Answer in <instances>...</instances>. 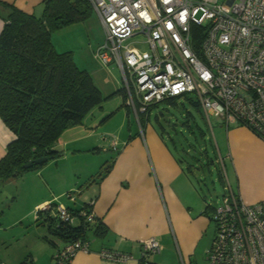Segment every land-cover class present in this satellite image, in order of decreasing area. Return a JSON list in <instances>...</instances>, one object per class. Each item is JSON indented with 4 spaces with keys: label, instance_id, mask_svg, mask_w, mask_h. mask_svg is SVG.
<instances>
[{
    "label": "built area",
    "instance_id": "1",
    "mask_svg": "<svg viewBox=\"0 0 264 264\" xmlns=\"http://www.w3.org/2000/svg\"><path fill=\"white\" fill-rule=\"evenodd\" d=\"M89 1L105 32L95 56L119 69L125 106L137 122L149 107L186 95L198 101L208 123L214 116L264 140V0ZM56 216L70 226L77 219L63 206ZM78 216L93 218L86 209ZM210 220L214 238L206 264H264V201L245 204L224 181ZM142 246V257L161 249L153 238ZM88 247L87 240L67 243L53 262L69 264Z\"/></svg>",
    "mask_w": 264,
    "mask_h": 264
},
{
    "label": "crops",
    "instance_id": "2",
    "mask_svg": "<svg viewBox=\"0 0 264 264\" xmlns=\"http://www.w3.org/2000/svg\"><path fill=\"white\" fill-rule=\"evenodd\" d=\"M0 1L27 14L39 16L42 12L43 0ZM4 23L0 12V33ZM219 124L222 128L219 129V143L215 141V151L224 181L245 204L264 201V140L239 124H229L228 127L220 121ZM138 126L136 133L128 130L124 135L115 136L111 141L113 155L107 163L111 165L109 172L88 184L83 205L77 210L86 209L94 218L88 224L89 247L87 251L77 252L69 264H139L142 245L151 238L161 247L159 253L147 255L151 263L196 264L201 241L213 224L210 220L213 207L198 193L196 185L160 133L154 131L148 121L142 125L138 122ZM68 130L62 133L56 144L57 149L61 147L63 151L71 152L62 162L88 153L92 143L98 149L101 138L96 139V133L85 125ZM14 139L15 135L0 119V159ZM46 168L44 165L35 175L44 180L49 193L38 199L33 209L43 210L45 206L56 203L58 207L77 211L58 200L66 191L75 189L80 176L76 177L71 168L69 172L61 168L49 182L43 176L45 173V176H50ZM15 180L10 179L0 186L3 188ZM195 192L198 198L193 195ZM55 209L51 212L54 216ZM96 221L106 229L103 236L93 234ZM77 223L78 219L74 225ZM65 244L60 239L52 241V248L44 256L40 255L42 257L33 251L28 252V263L54 264V254ZM102 252H115L128 258L124 263L112 262L103 258ZM2 257L6 256H1L0 264H21L23 261L14 263ZM41 260L43 262H39ZM204 260L206 264V258Z\"/></svg>",
    "mask_w": 264,
    "mask_h": 264
},
{
    "label": "trees",
    "instance_id": "3",
    "mask_svg": "<svg viewBox=\"0 0 264 264\" xmlns=\"http://www.w3.org/2000/svg\"><path fill=\"white\" fill-rule=\"evenodd\" d=\"M0 12L5 22L0 33V119L15 135L0 159L1 184L26 172L39 170L48 162L60 158L62 152L56 144L62 133L82 124L94 108L101 106L103 96L90 74L78 68L72 53L57 52L52 43L53 33L84 22L90 16L93 8L89 0H43L39 16L0 1ZM117 93L124 100L123 90L119 89ZM180 98L203 114L198 101L192 96L164 101L176 104ZM123 106L126 107L125 103ZM160 135L196 185L199 181L196 172L205 170L201 152L192 148L190 142L186 144L178 139V144L172 142V145L162 132ZM214 153L218 181L223 190L222 168L216 151ZM39 158H46L47 161L24 168L27 163ZM110 168L111 165L105 164L97 178L104 177ZM206 169L209 170V167ZM54 207L58 205L52 203L47 209L38 210L36 221L40 220L42 225L47 226L50 235L66 244L88 241V224L94 218L87 221L85 217L78 216L81 209L72 211L66 208L78 219L77 225H66L51 214ZM87 214L91 212L87 211ZM105 231L102 223L96 221L93 234L103 236ZM47 241L52 244V241ZM28 261L25 259L21 264H29ZM139 264L154 263L148 260V256H141Z\"/></svg>",
    "mask_w": 264,
    "mask_h": 264
},
{
    "label": "rangeland",
    "instance_id": "4",
    "mask_svg": "<svg viewBox=\"0 0 264 264\" xmlns=\"http://www.w3.org/2000/svg\"><path fill=\"white\" fill-rule=\"evenodd\" d=\"M226 1L218 0L220 3ZM104 40V27L94 11L84 22L52 34L55 50L71 52L78 68L90 74L103 96L101 106L94 108L82 122V125L96 133V139L101 138L98 149H95L96 144L92 143L93 147H90L88 153H83L74 160L71 158L67 162H62L71 152L67 149L63 151L59 147L58 150L62 152L61 157L56 161L48 162L46 169L50 176H45L47 173L43 175L45 180L50 182L56 171L64 168L69 172L71 168L77 174L76 177L80 176L77 178L75 189L66 191L58 200L59 203L62 202L73 210L82 207L85 197L83 195L88 184L111 160L110 156L113 155L111 141L115 136L120 133L124 135L128 130L134 133L139 130L133 112L123 106L122 96L115 94L123 85L119 69L114 64L104 65L95 56V50ZM153 106L149 107L145 115H139V122L144 124L148 121L150 127L156 132H162L171 144L177 143L180 139L186 144L190 142L192 148L201 152L205 170L199 171L198 176L196 175L199 178L196 184L197 191L205 198L207 204L215 207L223 191L218 181L217 165L214 163L215 141L219 143V129L222 128L219 119L210 116L209 125L205 115L198 112L184 98L177 99L176 104L163 101ZM206 165L209 170L206 169ZM36 171L24 173L16 178L15 182L3 185V188L0 186V261L1 256H6L2 258H8L9 262L15 263L17 260L18 263L21 260L24 262L25 259H30L28 252L31 251L36 256L42 257L52 248L47 240L54 242L57 239L50 235L46 225H42L40 220L36 221L37 210L33 209L34 204L49 193L44 180L35 175ZM64 174L67 176L66 172ZM69 194H72L74 201L68 198ZM193 195L198 198L196 192ZM213 238L214 225L211 224L201 241L200 250L195 257L196 264H205V252L211 247Z\"/></svg>",
    "mask_w": 264,
    "mask_h": 264
},
{
    "label": "water",
    "instance_id": "5",
    "mask_svg": "<svg viewBox=\"0 0 264 264\" xmlns=\"http://www.w3.org/2000/svg\"><path fill=\"white\" fill-rule=\"evenodd\" d=\"M47 161L46 158H39V159H36L34 161H31L29 163H27L24 168L25 169H29L31 168L33 165H42L43 163H45Z\"/></svg>",
    "mask_w": 264,
    "mask_h": 264
}]
</instances>
